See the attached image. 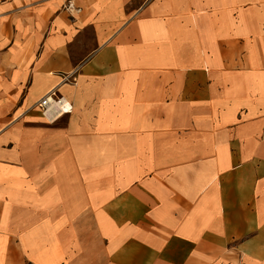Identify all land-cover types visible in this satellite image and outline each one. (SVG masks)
Listing matches in <instances>:
<instances>
[{
    "label": "crops",
    "instance_id": "0c3cea01",
    "mask_svg": "<svg viewBox=\"0 0 264 264\" xmlns=\"http://www.w3.org/2000/svg\"><path fill=\"white\" fill-rule=\"evenodd\" d=\"M13 6L0 264H264V0Z\"/></svg>",
    "mask_w": 264,
    "mask_h": 264
},
{
    "label": "built area",
    "instance_id": "2783aa9c",
    "mask_svg": "<svg viewBox=\"0 0 264 264\" xmlns=\"http://www.w3.org/2000/svg\"><path fill=\"white\" fill-rule=\"evenodd\" d=\"M66 10L72 8L70 1L64 5ZM64 79H68L65 77ZM72 83H76L75 79H71ZM33 108L40 111L47 120H54L60 115L68 114L72 111V105L63 96L56 93L55 89H51L46 94L38 98L32 105Z\"/></svg>",
    "mask_w": 264,
    "mask_h": 264
},
{
    "label": "rangeland",
    "instance_id": "374dc122",
    "mask_svg": "<svg viewBox=\"0 0 264 264\" xmlns=\"http://www.w3.org/2000/svg\"><path fill=\"white\" fill-rule=\"evenodd\" d=\"M10 1H14V3L17 4V0H10ZM3 2H5V0H0V5ZM19 6H22L21 3ZM15 13H16L15 6H13V11H11L7 15L2 14L0 10V25H7L9 28H11L14 27V25L17 24V22H23L25 20L28 21V19L30 20L32 18L29 15H22V14H19V16H17Z\"/></svg>",
    "mask_w": 264,
    "mask_h": 264
},
{
    "label": "trees",
    "instance_id": "16d2710c",
    "mask_svg": "<svg viewBox=\"0 0 264 264\" xmlns=\"http://www.w3.org/2000/svg\"><path fill=\"white\" fill-rule=\"evenodd\" d=\"M28 264H32V263H28Z\"/></svg>",
    "mask_w": 264,
    "mask_h": 264
}]
</instances>
